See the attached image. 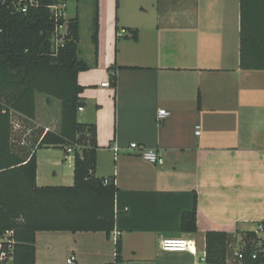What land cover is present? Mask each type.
<instances>
[{
	"label": "crops",
	"instance_id": "obj_1",
	"mask_svg": "<svg viewBox=\"0 0 264 264\" xmlns=\"http://www.w3.org/2000/svg\"><path fill=\"white\" fill-rule=\"evenodd\" d=\"M97 2V50L94 11L85 37L80 19L79 56L89 68L78 74L79 119L97 126L95 174L119 188L121 264H207L208 230H258L264 221V0ZM114 66H128L116 70V87ZM47 102L31 121L57 132L61 109ZM132 142L156 149L163 163L141 158ZM34 151L38 185L74 184V154L62 146ZM195 193L198 229L186 232ZM103 235L115 256L104 232L39 231L36 264H62L54 257L59 239L65 264L72 254L77 264H107ZM179 237L192 239L194 251L161 249L164 238Z\"/></svg>",
	"mask_w": 264,
	"mask_h": 264
},
{
	"label": "trees",
	"instance_id": "obj_2",
	"mask_svg": "<svg viewBox=\"0 0 264 264\" xmlns=\"http://www.w3.org/2000/svg\"><path fill=\"white\" fill-rule=\"evenodd\" d=\"M60 0H37L28 11L19 0H0V236L12 230L14 264H36V235L39 231L104 232L110 239L116 229V198L119 188L114 177L96 173L97 126L79 119L84 86L78 74L89 68L79 56L80 18L69 19L63 46L55 48V15L51 5ZM99 12L96 0L92 40L98 48ZM135 39L138 35L131 32ZM110 67L111 85L117 86L116 70ZM61 101L59 131L43 128L37 136L28 127L16 137L14 118L34 120L36 93ZM18 133V132H17ZM28 140L31 146L27 147ZM74 147V184L37 183L35 148ZM197 193L191 210L183 215L182 229L196 232ZM264 221L258 230L234 232L210 229L206 232L207 264H264ZM238 243L239 247L235 248ZM239 254H243L240 259ZM122 239L115 242V259L121 264Z\"/></svg>",
	"mask_w": 264,
	"mask_h": 264
},
{
	"label": "built area",
	"instance_id": "obj_3",
	"mask_svg": "<svg viewBox=\"0 0 264 264\" xmlns=\"http://www.w3.org/2000/svg\"><path fill=\"white\" fill-rule=\"evenodd\" d=\"M20 7L19 9L23 12L28 11V8L31 5L37 4V0H19ZM51 10L55 15L56 26L54 32V46L58 48L59 46H63L65 42V36L67 34V24L61 23V18H64V8L65 4L55 3L50 6ZM126 31V30H125ZM110 83L108 81L104 82L103 86H108ZM83 106L79 107V110H82ZM160 117H164L167 115L166 110H160L159 113ZM49 130L48 128L45 130ZM65 150L68 154H74V147L71 145H66ZM111 149L114 151L115 158L118 157L121 148L116 144L111 145ZM129 149L137 152L138 155L146 161H149L154 164H162L164 159L160 155V153L156 149L152 148H144L141 147L137 142H132L129 145ZM75 157V155H74ZM105 183L109 182V178L104 179ZM13 234L12 230L6 231L2 236H0V264H14V243L15 240L12 239L10 236ZM120 237V232L115 229L111 235L110 239L116 242ZM161 249L163 251H194L193 247V240L189 239L188 237H179V238H164L161 242ZM243 254H239V258L241 259ZM68 264H77V260L75 255H71L67 259ZM115 264V263H114Z\"/></svg>",
	"mask_w": 264,
	"mask_h": 264
},
{
	"label": "rangeland",
	"instance_id": "obj_4",
	"mask_svg": "<svg viewBox=\"0 0 264 264\" xmlns=\"http://www.w3.org/2000/svg\"><path fill=\"white\" fill-rule=\"evenodd\" d=\"M95 3H96V1L94 2V0H90V1H88V0H68V7H67V9L64 10V13H65L67 18L74 17L77 13L80 14V19L82 20L81 27H82V36L83 37L86 36L87 30L90 26L89 21H90V17L93 16V11L95 9ZM48 99H50L51 103H53L52 105H54L55 111H56L57 107H58V109H61V101L59 99L54 98V97H49L47 94L42 93V92H37L36 93V105H37L38 113L40 115L43 114V112L46 110L47 107H49V104L47 102ZM60 116H61V112H60ZM80 120L82 121L81 114H80ZM35 126L36 125L34 123H32V121L18 118V116H16L14 118V130L16 133V135H15L16 137H20V138L25 137V136H23V133L20 132V130L25 131L26 129H28V127H32L34 130L33 136H37L39 131L42 128L41 127H35ZM43 129L46 130L47 128H43ZM30 142L31 141L28 140L27 147L31 146ZM258 234L260 237L264 238L263 232L260 231ZM104 236L105 235H103L102 238H103L104 242L107 243V238ZM64 242H65V240L59 239L58 244L62 245L63 247L61 248V246H57L55 248V253H54L55 254L54 257L57 260V262L58 263L60 262L62 264H65V256L68 253L66 251V246H64L65 244L63 245ZM107 244L108 245H105L104 250H102V251L103 252L106 251L108 253L109 252V250H108L109 246H110L111 251H112V247H111L112 243L111 244L107 243ZM112 246L114 247V244H112ZM58 247L60 249H58ZM238 247H239V245L237 243L235 248H238ZM107 259H108L107 264L109 262L114 261L115 256L113 255V251H112V256L107 257ZM101 264H102V262H101Z\"/></svg>",
	"mask_w": 264,
	"mask_h": 264
}]
</instances>
